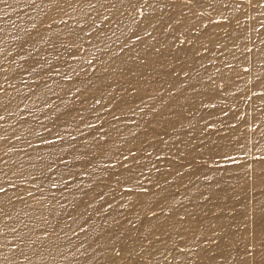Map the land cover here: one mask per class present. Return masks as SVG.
<instances>
[{
    "label": "bare ground",
    "instance_id": "1",
    "mask_svg": "<svg viewBox=\"0 0 264 264\" xmlns=\"http://www.w3.org/2000/svg\"><path fill=\"white\" fill-rule=\"evenodd\" d=\"M0 264H264V0H0Z\"/></svg>",
    "mask_w": 264,
    "mask_h": 264
},
{
    "label": "rangeland",
    "instance_id": "2",
    "mask_svg": "<svg viewBox=\"0 0 264 264\" xmlns=\"http://www.w3.org/2000/svg\"><path fill=\"white\" fill-rule=\"evenodd\" d=\"M227 15H228V13H227ZM133 122V121H132ZM133 123H135V122H133ZM160 134L162 135V136H165V134H169V136L171 135L170 133H167L165 130H162L161 132H160ZM196 145H198V144H196ZM199 146V145H198ZM132 155H140L139 154V152H136V153H134V154H132ZM136 159H139V157H136ZM198 164H200V165H203V166H207L208 165V159L207 158H201L199 161H198ZM11 186H14V184L13 183H11L10 184ZM11 186H8V188L9 189H11ZM123 188H124V190H131V188L130 187H128V186H123ZM128 209V207H125L123 210H127ZM129 215V214H128ZM127 215V216H128ZM187 218H185V219H183V218H180V220H186Z\"/></svg>",
    "mask_w": 264,
    "mask_h": 264
}]
</instances>
